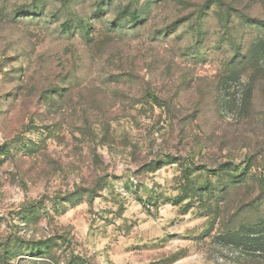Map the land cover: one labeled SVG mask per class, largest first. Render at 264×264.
Segmentation results:
<instances>
[{
	"label": "rangeland",
	"instance_id": "obj_1",
	"mask_svg": "<svg viewBox=\"0 0 264 264\" xmlns=\"http://www.w3.org/2000/svg\"><path fill=\"white\" fill-rule=\"evenodd\" d=\"M260 182L264 0H0V264H264Z\"/></svg>",
	"mask_w": 264,
	"mask_h": 264
},
{
	"label": "trees",
	"instance_id": "obj_2",
	"mask_svg": "<svg viewBox=\"0 0 264 264\" xmlns=\"http://www.w3.org/2000/svg\"><path fill=\"white\" fill-rule=\"evenodd\" d=\"M190 163V162H189ZM206 164H203V168H205L206 165H211L210 162H205ZM191 164V163H190ZM224 166H229L230 165V169L229 170H235L236 166H234L233 164H227L224 163ZM191 166L194 167L193 164H191ZM223 166V167H224ZM234 168V169H232ZM200 168H195V170H198ZM194 170V168H193ZM222 170V169H220ZM192 172V171H191ZM189 175L191 173H188ZM261 183V187H262V183ZM257 184V183H256ZM255 184V185H256ZM245 185L244 182H231L230 184H221L219 183L218 185H214L211 182H204L203 186H197V185H193L190 182H185L184 185H182L180 187V197H178L177 202L181 201L182 199H188V203L186 206H190L193 205L195 201H200L203 198H207L208 201L205 203V207L204 209H206V211H208L210 208L212 210L211 213H214L217 211L218 208L215 207L214 204L212 203H216L217 201L213 202L212 197L214 196V193L220 192L223 193L225 195H227V193H231V195H233V197L235 195H237L239 192L238 190H240L242 187L248 189L247 186H243ZM264 185V183H263ZM253 187H255L254 185H252ZM231 191H230V190ZM264 194V188H261L260 191V195ZM259 197V195H258ZM258 201L257 198H255L253 200V206H257L258 205ZM212 202V203H211ZM176 203V202H175ZM210 207V208H209ZM187 208V207H186ZM240 228L235 231V232H229L230 234H227L228 236L231 235L233 237H236L238 243H242L243 245L246 246L247 249L253 251V253H257V255L262 258V260L264 261V216H261L260 218H257L256 220H254L253 224H245L244 226H239ZM236 233H241L240 236H237Z\"/></svg>",
	"mask_w": 264,
	"mask_h": 264
}]
</instances>
